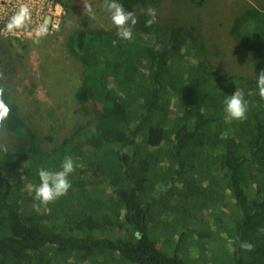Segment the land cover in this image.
<instances>
[{"label":"trees","instance_id":"16d2710c","mask_svg":"<svg viewBox=\"0 0 264 264\" xmlns=\"http://www.w3.org/2000/svg\"><path fill=\"white\" fill-rule=\"evenodd\" d=\"M118 2L135 13L147 0ZM136 17L131 40L117 28L69 34L68 49L83 66L75 100L99 107L50 149L40 140L52 137L26 124L0 80L11 108L0 134L17 144L0 147V264H185L179 249L186 235L170 230L177 241L170 254L159 228L175 216L162 201L181 198L180 181L188 195L175 209L210 206L215 229L226 232L231 264H264V99L256 75L264 69V7L250 5L230 27L234 52L253 62L250 76L221 71L185 27H147V14ZM236 89L248 103L244 120L225 111ZM66 154L76 164L71 188L37 210L27 186L40 183V167L60 170ZM221 192L228 200L218 199ZM219 209L227 213L224 223L215 219ZM241 241L253 251L242 250Z\"/></svg>","mask_w":264,"mask_h":264},{"label":"rangeland","instance_id":"374dc122","mask_svg":"<svg viewBox=\"0 0 264 264\" xmlns=\"http://www.w3.org/2000/svg\"><path fill=\"white\" fill-rule=\"evenodd\" d=\"M86 3L92 5L91 13L85 8ZM21 4L30 7L31 21L26 28L9 32L6 25ZM250 5L264 7V0H204L202 5L190 0H147L135 13L146 14L147 7H154L156 23L161 28L185 27L196 39L195 45L205 44L207 57L221 71L250 76L254 71L253 62L246 52H234L235 44L230 35L235 17ZM44 20L49 22V32L36 44L34 30ZM81 27L116 28L105 11L104 0H0V71L4 73L13 100L21 106L26 124L36 134L52 137L40 140L47 149L78 124L91 122L98 111L96 103H80L74 97L83 66L69 51L68 37ZM15 141L10 133L0 134L3 151L15 148ZM204 186L210 187L208 180ZM177 188L181 198L174 196L169 202L165 196L162 201L163 208L167 205L164 211L175 215L159 227L163 231L162 239L168 241L167 252L172 254L177 245L176 237L170 232L174 229L177 234L186 235L179 249L185 264H231L227 254L229 241L225 239L226 232L215 229L213 209L207 205L200 210L192 205L187 213L192 216L188 218L184 210L175 209L188 195L183 182H178ZM109 191L100 190V193L107 196ZM228 195L221 192L217 197L228 200ZM33 201L37 202L34 196ZM222 210L215 214L219 223L228 219Z\"/></svg>","mask_w":264,"mask_h":264},{"label":"clouds","instance_id":"9594fccd","mask_svg":"<svg viewBox=\"0 0 264 264\" xmlns=\"http://www.w3.org/2000/svg\"><path fill=\"white\" fill-rule=\"evenodd\" d=\"M105 11L110 14L113 25L117 28L118 36L123 40H131L133 37V28L137 24V17L133 11L126 10L122 3L118 0H104ZM88 12H92V5L90 3L85 4ZM149 19L146 20V26L150 27L157 20L156 9L152 6L147 7L145 10ZM31 21V9L27 4H21L19 10L13 14L6 27L9 32L16 29L26 28ZM49 32V22L44 20L34 30V43L39 44L40 39L45 37ZM257 75V87L259 89V95L264 99V69H261ZM4 78L3 71H0V80ZM5 87L0 84V127H3L8 119L11 108L5 101ZM225 111L231 119L244 120L246 119V113L248 110V103L245 99L243 89H236L235 92L225 99ZM76 169V164L73 157L70 154H66L60 170H50L44 167L38 169V176L40 183L29 184L27 191L34 193V200L38 201V204H34L37 210L40 205H48L56 201L61 196L68 193L71 188V182L69 180L70 174ZM258 232L264 233V228L258 229ZM240 248L244 251H253L254 244L249 241H241Z\"/></svg>","mask_w":264,"mask_h":264}]
</instances>
